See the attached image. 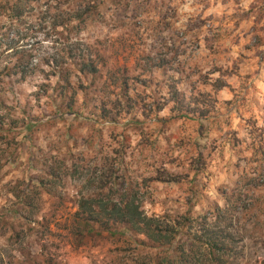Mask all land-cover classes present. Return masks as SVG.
Here are the masks:
<instances>
[{
    "label": "rangeland",
    "instance_id": "rangeland-1",
    "mask_svg": "<svg viewBox=\"0 0 264 264\" xmlns=\"http://www.w3.org/2000/svg\"><path fill=\"white\" fill-rule=\"evenodd\" d=\"M0 1V69L10 42L98 67L48 78L33 59L0 81V264H179L229 196L226 264H264V0H51L16 20ZM69 9L85 19L62 25ZM83 200L190 219L159 245L115 221L87 231Z\"/></svg>",
    "mask_w": 264,
    "mask_h": 264
},
{
    "label": "trees",
    "instance_id": "trees-1",
    "mask_svg": "<svg viewBox=\"0 0 264 264\" xmlns=\"http://www.w3.org/2000/svg\"><path fill=\"white\" fill-rule=\"evenodd\" d=\"M1 2L2 1H0V8L3 7ZM32 3H38L39 6L46 5L44 13L49 12L52 8L51 0H12L11 4L6 8L10 9L11 19L16 20L26 17L27 13H31V11L26 12V10H33L34 6H30ZM84 19L83 13L69 9L66 12L65 18L61 19L59 23L69 26L72 25L71 23L74 20L82 22ZM57 25L58 24L55 23L54 27H57ZM29 31L32 33L36 32L35 29L31 28V30L25 32L26 37L30 35L28 34ZM32 46L31 43L16 45L10 42V60L0 69V81L12 75H17L20 80L25 79L28 75L34 73L36 68L35 65L38 62H43L50 67L48 71L49 74L44 72V75L48 78L49 76H62V70L65 64L77 65L79 73L84 76L91 73L93 74L97 71L98 67L95 60L89 58V54L83 52L77 54L75 51L73 53L72 50H70V52H66V54L61 56L55 55L37 58L34 54L35 49L32 48ZM11 57L14 60H11ZM33 59H36V61L38 60V62L34 64ZM62 79L68 82L70 80V75L63 76ZM177 95L176 92L175 97H177ZM180 100L181 99L175 98V101L179 102L178 109L180 114L182 116H188L190 111H187V108L184 104H181ZM184 107L186 110L182 112ZM90 200L93 201L92 198ZM87 201L88 200H83L80 204L81 208L88 207L89 209L82 221L83 228L87 231L94 228L91 224L93 222L102 224V222L108 223L109 221H115L145 234L149 240L159 245H171L175 240L182 237L183 232L181 229L184 228L182 226L190 219L183 217L176 223L165 221L160 217L148 216L140 209L139 204L134 200L118 202L106 200V202L103 201L101 206L97 203V206L101 208L96 211L93 209L94 203H87ZM214 209L215 211L213 214L215 219L213 224H208L204 221L202 225L199 226V230L196 229L191 233L192 235H189L190 233L185 234L183 236L184 240L179 243L181 248L177 249V251L175 250L176 254L173 255V262L176 261L179 262V264H226L228 261L227 257L234 255L228 243L234 240L233 233L229 231L225 222L231 219L232 214L237 209L236 204H234L231 200V196H229L225 206L221 207L218 205ZM222 223H224V225H221ZM203 247L208 249H206L208 251L206 256L200 253Z\"/></svg>",
    "mask_w": 264,
    "mask_h": 264
}]
</instances>
